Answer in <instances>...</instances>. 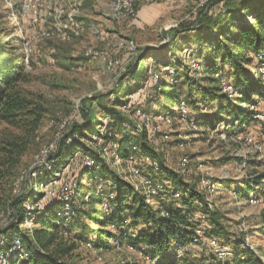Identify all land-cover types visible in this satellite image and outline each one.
I'll return each mask as SVG.
<instances>
[{
    "label": "trees",
    "instance_id": "obj_1",
    "mask_svg": "<svg viewBox=\"0 0 264 264\" xmlns=\"http://www.w3.org/2000/svg\"><path fill=\"white\" fill-rule=\"evenodd\" d=\"M138 3L143 2L134 3V13ZM168 34L171 42L182 35L187 39L195 37L188 66L181 56L182 49L178 56L175 54L179 51L177 42L170 45L173 57L169 58L160 57L153 49H140L126 68L125 78H134L140 64L153 57L138 79L123 93L109 97L108 106L98 104L103 114L100 121H93L94 115L82 110L81 119L47 155L46 165L34 170L35 177L23 184H15L22 159L34 143L47 109L41 96L25 88L29 77L23 55L0 43V216L6 214L10 220L0 228V254L6 264H70L68 257L78 244L90 245L96 251L126 246L149 264H264V250L256 254L236 243L227 259L208 248L207 254L194 261L179 256L190 246H201L197 218L207 220L204 235L211 239L209 242L223 246V242L230 241L210 210V193L202 184L206 177L187 184L183 176L166 168L159 160L161 154L152 148L156 136L162 138L164 134L146 130L138 133L121 110L129 104L128 96L141 90L129 107L131 115L138 109L152 117L168 116L172 120L177 112L180 119L183 103L185 121L229 136L242 134L257 121V109L264 100V85L257 74L264 64V0H206L192 12L191 19H184ZM192 61L199 67L197 71L191 67ZM150 71L160 76L154 86L148 84ZM163 73L171 76L170 82L161 80ZM224 86L231 91L224 92ZM98 141L103 142L101 147L114 146L111 153L116 163L135 159L143 164L145 182H149L143 185L147 196L113 175L102 156L93 151ZM75 158H90L92 166L80 164L70 200L65 203L53 199L28 216L27 209L44 198L38 189L56 181ZM263 162L256 164L262 167ZM106 179L111 184L109 195L103 192ZM91 183L94 192L86 190ZM238 191L242 198L261 200L264 205V172L242 181ZM52 211L57 215L50 222ZM28 222L35 228L19 229ZM260 223L258 234L264 239V208ZM70 234L78 244L63 245V236Z\"/></svg>",
    "mask_w": 264,
    "mask_h": 264
},
{
    "label": "rangeland",
    "instance_id": "obj_2",
    "mask_svg": "<svg viewBox=\"0 0 264 264\" xmlns=\"http://www.w3.org/2000/svg\"><path fill=\"white\" fill-rule=\"evenodd\" d=\"M205 1L172 0V3L164 4V0H141L137 1L143 3L136 4L133 17L116 18L112 11L114 0H0V43L14 48L15 54L23 55L25 72L29 77L25 88L41 96L47 109L34 143L22 159L15 184L29 181V178L35 177L34 170L42 167V163L46 165V156L81 119L82 110L91 112L94 115L93 121L101 120L103 114L98 104L108 106L109 97L113 99L118 92L123 93L138 74L141 75L144 66L151 63L153 56L140 64L134 78L131 75L125 78L126 68L135 60L137 53L140 54V49H153L160 57L169 58L173 57L170 45L177 42L179 51L175 54L178 56L182 49L181 56H184L185 65L188 66L191 50H194L197 42L195 37L187 39L182 35L171 42V34L168 33L184 19H191L192 12ZM26 7L29 13H24ZM187 46L191 49L184 48ZM190 64L194 69L195 63L192 61ZM161 69L163 68L158 70ZM164 74L161 80L170 82L171 76ZM256 77L258 78L257 75ZM159 78V73L150 71L148 84L156 85ZM230 91L231 88L228 87L224 92ZM140 92L141 90L128 96L129 104L121 110L129 117L138 133L146 130L161 131L164 134L162 138L156 136L152 148L161 154L159 160L166 168L183 176L187 184H195L197 178L206 177L202 184L210 193V210L218 217V224L226 234L224 237L230 238V241L221 238L229 243L227 245L223 242V246L209 242L211 239L204 235L207 220L205 217L197 218L201 246H190L185 253H179V256L185 255V258L194 261L210 250L219 258L227 259L235 243L236 246L253 249L256 254L262 252L264 239L260 237L258 230L264 205L261 200L242 198L238 190L242 181L253 177L254 173L264 172V162L262 167L256 164L264 160V100L258 106L257 121L247 128L249 131L246 129L238 136H229L205 130L189 120L185 121L182 103L179 109L182 114L180 119L177 112L172 120L168 116L152 117L141 110H135L131 115L129 107ZM138 114H142L144 118ZM102 145L103 142L98 141L97 145L92 146L93 151L102 156L113 175L124 179L135 192L147 196L148 190L144 186L149 182H145L147 173L143 164L136 163L135 159L126 164L116 163L111 153L114 146L101 147ZM249 158L252 160L243 162ZM77 164L78 161H72L56 181L38 189L44 194L42 204L47 202V193L51 187L61 183L64 174L73 172ZM79 170L80 165L73 182H77ZM73 182L69 183L68 189ZM82 182H86L85 178ZM104 182L103 192L109 195L112 193L110 180L106 179ZM86 186V190L95 191L92 183ZM57 196L59 195L51 201ZM56 215L52 211L49 221L53 222ZM9 223L8 216L1 214L0 228ZM33 228L35 225L30 222L19 226L21 230L31 231ZM73 243L78 244V241L72 234L63 236V245ZM68 262L149 264L141 254L126 246L96 251L85 244L77 245L69 255Z\"/></svg>",
    "mask_w": 264,
    "mask_h": 264
},
{
    "label": "bare ground",
    "instance_id": "obj_3",
    "mask_svg": "<svg viewBox=\"0 0 264 264\" xmlns=\"http://www.w3.org/2000/svg\"><path fill=\"white\" fill-rule=\"evenodd\" d=\"M137 1H141V0H114L113 2V15L114 17L116 18H123V17H133L134 16V6L133 4ZM199 69V67L195 64L194 66V70H197ZM257 74L259 75V78L260 80L262 81V83L264 84V64L260 65V67L258 68V71H257ZM226 88L228 87H225L224 88V91L226 90ZM183 106V103L181 104V108ZM139 117L141 118H144V116L142 114H138ZM101 157V156H100ZM47 158V156H46ZM45 158V159H46ZM73 162H76L77 159H73L72 160ZM81 161H85L86 164H82L84 167L86 168H89L92 166V162L90 160V158H84L83 160ZM41 163V162H40ZM72 163V162H71ZM71 165V164H70ZM74 184L71 185V188L68 189V196H65V195H59L56 197V199H60L62 200L63 202L67 203L71 196L73 195L75 189H76V184L75 182H73ZM75 195V194H74ZM44 199V198H43ZM72 200V199H71ZM41 201H43L42 199L39 200L34 206H32V208H28L27 209V215L28 216H31V212L34 210V209H37V210H41L42 208H39V204H42ZM69 205V204H68ZM66 205V212L68 213V211L70 210L69 206ZM1 241V240H0ZM19 243L17 241L14 242V245L17 246ZM13 245V244H12ZM0 246H1V242H0ZM220 248V247H219ZM10 251V250H9ZM10 253V252H9ZM0 264H6V261L4 259V256L0 254Z\"/></svg>",
    "mask_w": 264,
    "mask_h": 264
},
{
    "label": "built area",
    "instance_id": "obj_4",
    "mask_svg": "<svg viewBox=\"0 0 264 264\" xmlns=\"http://www.w3.org/2000/svg\"><path fill=\"white\" fill-rule=\"evenodd\" d=\"M24 13H29L28 7H26L24 9ZM135 99H136V97L134 98V100ZM136 110H138V109H136ZM257 148L259 149V146H257ZM80 164H86V162L85 161H78V164H77V166L74 167L73 172H68V173L64 174V178L61 181V183H57L51 187L50 192L47 193V202L51 201V199L53 197H55L56 195L68 196V185L70 182H73L74 175L77 174V168ZM44 165H45V163H42V166H44ZM44 205L45 204H39V208H43Z\"/></svg>",
    "mask_w": 264,
    "mask_h": 264
},
{
    "label": "crops",
    "instance_id": "obj_5",
    "mask_svg": "<svg viewBox=\"0 0 264 264\" xmlns=\"http://www.w3.org/2000/svg\"><path fill=\"white\" fill-rule=\"evenodd\" d=\"M171 1V2H170ZM167 2H169V3H172V0H164V4H166ZM255 75H256V71H255ZM254 127V126H253ZM246 131H249L248 129L246 130ZM250 157V156H249ZM252 159H248V160H243V162H246V161H251Z\"/></svg>",
    "mask_w": 264,
    "mask_h": 264
}]
</instances>
